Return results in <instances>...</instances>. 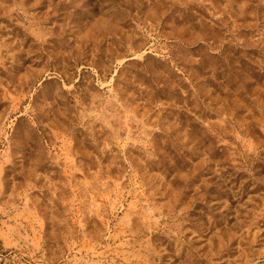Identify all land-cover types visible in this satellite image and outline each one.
Here are the masks:
<instances>
[{"label":"rangeland","instance_id":"rangeland-1","mask_svg":"<svg viewBox=\"0 0 264 264\" xmlns=\"http://www.w3.org/2000/svg\"><path fill=\"white\" fill-rule=\"evenodd\" d=\"M0 264H264V0H0Z\"/></svg>","mask_w":264,"mask_h":264}]
</instances>
